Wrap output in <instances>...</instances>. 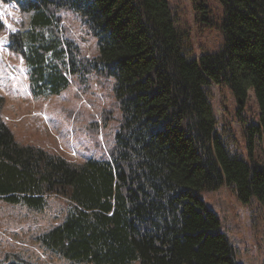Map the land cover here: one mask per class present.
Instances as JSON below:
<instances>
[{"label":"trees","instance_id":"1","mask_svg":"<svg viewBox=\"0 0 264 264\" xmlns=\"http://www.w3.org/2000/svg\"><path fill=\"white\" fill-rule=\"evenodd\" d=\"M0 1L30 17L27 29L8 36L35 94L57 95L75 76L97 75L122 108L110 157L79 165L17 143L0 112V199L33 211L51 197L67 202L40 245L76 263L240 264L201 192L228 186L242 203L257 197L264 206V164L255 155L257 142L264 145V0H219L217 20L207 0H193L196 20L218 25L223 37L217 51L200 55L170 0ZM66 10L81 24L69 28ZM7 30L0 12V33ZM80 32L92 40L89 54ZM214 86L240 103L249 159L230 151L234 129L219 127ZM250 91L253 121L241 114ZM5 264L40 263L8 257Z\"/></svg>","mask_w":264,"mask_h":264},{"label":"rangeland","instance_id":"2","mask_svg":"<svg viewBox=\"0 0 264 264\" xmlns=\"http://www.w3.org/2000/svg\"><path fill=\"white\" fill-rule=\"evenodd\" d=\"M170 2L179 26L191 36L195 55L215 52L221 47L223 37L218 25L202 26L196 20L199 13L193 0ZM207 3L212 9V19L217 20L222 14L219 0H207ZM0 12L8 24L6 34L0 33V95L3 97L0 112L16 142L43 148L75 165L90 157H110L120 130L122 108L116 103L113 89L104 83V77L75 76L60 94H35L29 82V67L22 55L10 47L8 36L13 30L27 29L30 17L1 1ZM63 16L69 28L81 24L80 17L70 10L64 11ZM80 33L86 40H77L83 53L89 54L93 50L92 40ZM212 96L220 129L230 126L234 129L233 136L227 140L230 151L249 159L247 139L236 121L240 103L227 87L214 86ZM242 105L243 118L250 121L258 118L253 91ZM259 146L257 142L255 155L264 164V145ZM201 197L218 216L219 229L234 246L238 262L264 264V206L259 199L253 197L249 203H242L228 186L203 191ZM66 206V200L51 197L43 211H33L0 199V264H5L8 257H22L40 264H93L69 261L38 242V236L63 221Z\"/></svg>","mask_w":264,"mask_h":264}]
</instances>
